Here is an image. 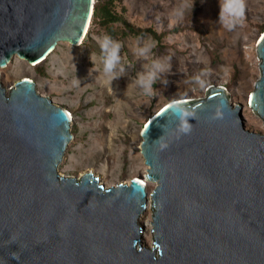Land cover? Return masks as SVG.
<instances>
[{"label": "water", "instance_id": "1", "mask_svg": "<svg viewBox=\"0 0 264 264\" xmlns=\"http://www.w3.org/2000/svg\"><path fill=\"white\" fill-rule=\"evenodd\" d=\"M93 4L0 0V69L14 56L39 65L59 43L80 46ZM262 38L247 107L264 126ZM173 105L194 111L190 134L171 135ZM242 109L214 84L203 98L167 103L140 131L143 182L106 189L90 171H58L72 140L69 112L29 79L0 82V264H264V133L245 129ZM147 208L149 248L139 222Z\"/></svg>", "mask_w": 264, "mask_h": 264}, {"label": "rangeland", "instance_id": "2", "mask_svg": "<svg viewBox=\"0 0 264 264\" xmlns=\"http://www.w3.org/2000/svg\"><path fill=\"white\" fill-rule=\"evenodd\" d=\"M112 1L129 23L165 37L161 46L149 37L117 41L120 64L114 71L123 67L124 72L111 81L103 72L99 46L104 35L96 27L88 28L78 47L57 44L39 65L30 66L14 56L0 69L4 87L29 79L38 95L69 112L72 140L58 168L61 175L78 178L90 171L106 189L131 179L143 181L146 167L140 155V131L144 123L169 102L203 98L213 84L224 87L231 105H242L245 129L264 133L262 122L247 107L259 77L255 45L264 27V0H243V22L231 30L219 22L226 0H194L193 7L191 0ZM185 3L182 19L172 23L170 14ZM147 42L153 47L145 59L136 49ZM165 58L168 71L159 75L153 93L145 94L136 84L138 74L146 72L152 60ZM152 189L147 184L148 196ZM139 222L144 225L141 243L149 248V208Z\"/></svg>", "mask_w": 264, "mask_h": 264}, {"label": "clouds", "instance_id": "3", "mask_svg": "<svg viewBox=\"0 0 264 264\" xmlns=\"http://www.w3.org/2000/svg\"><path fill=\"white\" fill-rule=\"evenodd\" d=\"M194 0H191V7H193ZM188 4H182L178 9L174 10L170 14V19L172 23L178 22L182 19L185 9ZM244 19V3L243 0H226L225 4L219 11V22L227 29L231 30L235 26L242 24ZM100 49L103 53V72L109 77L111 81L117 75L124 72V68L120 67L119 72L114 71L117 65L120 64L119 50L121 44L113 40L110 36L104 35L100 39ZM153 44L147 42L144 47L137 48L136 53L138 56L145 59L149 58V54ZM169 69V64L167 59H154L151 61L150 66H147V71L138 74L136 79V84L144 91L145 94L151 95L153 93V84L158 79L159 75L167 72ZM198 80V78H197ZM199 82V80H198ZM173 111L177 115V125L175 132L171 135L179 137L180 135L190 134L192 129L188 123L189 118L194 117V111H189L180 105H173ZM221 116L220 108L215 110V113L210 117L211 119H219ZM159 148L161 150L167 148V143L159 141Z\"/></svg>", "mask_w": 264, "mask_h": 264}, {"label": "trees", "instance_id": "4", "mask_svg": "<svg viewBox=\"0 0 264 264\" xmlns=\"http://www.w3.org/2000/svg\"><path fill=\"white\" fill-rule=\"evenodd\" d=\"M98 28L103 35L110 36L115 41H122L126 38L149 37L161 46L165 35L151 29H141L129 23L122 13L115 11V4L112 0L100 3L94 0L92 16L89 28ZM264 27L261 28V33ZM42 74V73H40Z\"/></svg>", "mask_w": 264, "mask_h": 264}, {"label": "bare ground", "instance_id": "5", "mask_svg": "<svg viewBox=\"0 0 264 264\" xmlns=\"http://www.w3.org/2000/svg\"><path fill=\"white\" fill-rule=\"evenodd\" d=\"M145 124V123H144ZM138 181H142V180H139V179H137ZM143 182V181H142Z\"/></svg>", "mask_w": 264, "mask_h": 264}, {"label": "snow or ice", "instance_id": "6", "mask_svg": "<svg viewBox=\"0 0 264 264\" xmlns=\"http://www.w3.org/2000/svg\"><path fill=\"white\" fill-rule=\"evenodd\" d=\"M262 39H264V38H262Z\"/></svg>", "mask_w": 264, "mask_h": 264}]
</instances>
